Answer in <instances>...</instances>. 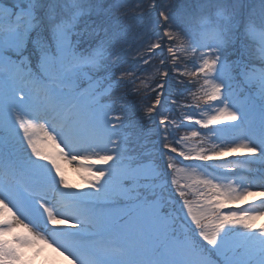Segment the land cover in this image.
<instances>
[{"label":"snow or ice","instance_id":"snow-or-ice-1","mask_svg":"<svg viewBox=\"0 0 264 264\" xmlns=\"http://www.w3.org/2000/svg\"><path fill=\"white\" fill-rule=\"evenodd\" d=\"M157 49L168 79L155 88L122 67ZM173 72L202 79L206 131L178 137L193 125L160 111ZM142 90L154 95L137 119L128 97ZM225 152L264 169V0H0V264L38 242L74 264H264V200L223 211L264 188V171L249 184L230 162L184 163ZM57 156L91 161L90 190H64Z\"/></svg>","mask_w":264,"mask_h":264},{"label":"rangeland","instance_id":"rangeland-1","mask_svg":"<svg viewBox=\"0 0 264 264\" xmlns=\"http://www.w3.org/2000/svg\"><path fill=\"white\" fill-rule=\"evenodd\" d=\"M7 4L10 0H4ZM160 54H155L152 56L148 64L142 63L140 58L136 56H129L127 61L122 65L125 69L131 70H138L137 74L140 76L141 79H147L152 83V87L155 86L157 79L158 81L161 80V76L159 73L156 72L157 67H161L160 60L162 57H158ZM170 63V62H169ZM190 67V66H189ZM173 79L170 81V84L173 85L169 90L174 93V95L168 100V102L164 105V108L160 109V111L165 112L170 116H175L177 123L183 121L185 125H193L192 128H181L177 132L178 137H182L188 135L191 130H198V131H206L201 129L200 125L195 124V119L200 118L199 109L204 107L203 100H197L196 97L201 95L200 84H202V79L197 80V78L192 76H181L178 73L173 72L172 74ZM174 77H176L175 80ZM157 78V79H156ZM178 81H183V83L178 84ZM185 85L188 87L186 88ZM190 89V90H189ZM124 89L119 90L116 93V97L114 99L120 97L124 94ZM182 93V94H181ZM151 94L150 91H141L138 95H131L128 97L129 101L135 103L139 108L140 111L137 113V119L141 116L145 115L144 106L150 104L151 101L146 99ZM177 99V103L173 105L171 103L172 99ZM199 104V108L196 109V115L192 121L184 120L181 116V111H189L191 108L196 107ZM185 106V107H181ZM159 118L157 117V120ZM198 140H190L188 141L187 146H191L194 143H198ZM59 142L57 141V144ZM62 144L59 145V148L56 144H49L47 146V151L51 152L53 155L59 152L60 148H63ZM204 147H211V144L205 143ZM67 152V149H64ZM220 157H215L210 161H184L185 164L189 163H206L213 168H215L214 162L215 159L219 160ZM183 159V158H181ZM57 161L61 166L63 171L64 177L68 184V188L64 189L65 191H88L90 190V186L85 183V175L87 173L85 170L79 167V163H91V161H80V162H72L71 158H62L57 156ZM243 177L241 175H235V178ZM171 179V178H169ZM183 183V181H181ZM248 182V181H246ZM249 183V182H248ZM250 184V183H249ZM249 190H252L251 188ZM169 204H168V211L172 213L173 216L176 215H183L181 212V205L182 201L179 200V197L176 196L173 192H169L168 194ZM238 202L235 203H228L225 205L223 211H231L236 210L239 211L243 207L247 206H239L237 205ZM260 205V204H259ZM11 207V205H9ZM259 207V206H258ZM14 210V209H13ZM257 227L260 224H257ZM57 227H69L68 225H59ZM27 230L21 228H17L16 232L18 234H25ZM179 236V233H178ZM11 239V236L8 237ZM182 239V237H180ZM23 251V264H74L71 257H68L67 254L61 255L59 251L56 250L54 246H49L48 244H44L42 242H38L37 245L31 247H25L22 249Z\"/></svg>","mask_w":264,"mask_h":264},{"label":"bare ground","instance_id":"bare-ground-1","mask_svg":"<svg viewBox=\"0 0 264 264\" xmlns=\"http://www.w3.org/2000/svg\"><path fill=\"white\" fill-rule=\"evenodd\" d=\"M249 154H240V153H229L225 152L223 156L219 158V167L225 165L226 163L230 162L228 165L229 167H232L235 165V167L232 168V171L234 173H239L243 174V176H246L248 179L256 178L258 173L260 171H264V169H260V167L254 166L251 168V173L249 174V168L248 165H240L239 161L244 158V156H247ZM258 182V181H257ZM264 192V189L259 188V187H253L252 190H249V195H247L243 200L238 201L237 205L241 206H250V205H255L259 206L260 202L264 200V196H261V193ZM74 221H71L68 226L70 227L72 224H74ZM255 223L264 225V216L258 217V219L255 221Z\"/></svg>","mask_w":264,"mask_h":264},{"label":"trees","instance_id":"trees-1","mask_svg":"<svg viewBox=\"0 0 264 264\" xmlns=\"http://www.w3.org/2000/svg\"><path fill=\"white\" fill-rule=\"evenodd\" d=\"M155 52H156V54H160L159 57H161V53H160V50H159V49L155 50ZM163 55H165V56L169 55V54L167 53V49H166V47H165V49H164ZM132 57H133V56H132ZM165 79H166V77H165ZM148 100H149V99H148Z\"/></svg>","mask_w":264,"mask_h":264}]
</instances>
